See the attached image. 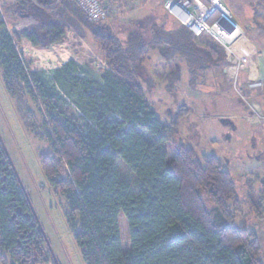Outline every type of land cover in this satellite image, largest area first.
Here are the masks:
<instances>
[{
	"label": "trees",
	"instance_id": "16d2710c",
	"mask_svg": "<svg viewBox=\"0 0 264 264\" xmlns=\"http://www.w3.org/2000/svg\"><path fill=\"white\" fill-rule=\"evenodd\" d=\"M12 11L20 17L17 7ZM72 20L92 33L104 54L108 69L99 80L80 76L73 61L51 77L29 72L1 18L0 72L24 129L48 147L39 153V163L48 185L64 198V218L84 263L263 264L255 231L235 221L245 204L264 220V179L247 180L251 192L241 199L216 155H198L185 146L169 155L187 111L160 117L138 84L145 77L141 63L148 48L158 49L168 62L179 55L189 63L202 52L215 57L218 49L183 26L155 28L146 36L131 30L123 41L110 25H101L107 19L90 21L73 0L36 12L15 36L36 48L59 44ZM68 85L78 92L73 104L79 116L65 101L73 98ZM9 159L0 142V264H40L46 261L47 241ZM119 160L135 176L134 186L121 177ZM254 183L261 189L254 190ZM120 214L128 227L127 250Z\"/></svg>",
	"mask_w": 264,
	"mask_h": 264
},
{
	"label": "rangeland",
	"instance_id": "374dc122",
	"mask_svg": "<svg viewBox=\"0 0 264 264\" xmlns=\"http://www.w3.org/2000/svg\"><path fill=\"white\" fill-rule=\"evenodd\" d=\"M125 1L127 5L121 7L120 4ZM223 2L231 14L233 10L238 12L243 21H248L256 27L255 30L245 29V37L255 40L259 35V0H223ZM103 4L108 10V18L101 25H110L111 32L123 41L131 30L139 31L146 36L155 28L175 30L181 27L177 18L166 13L158 0L114 2L104 0ZM13 8L15 6L6 4L2 10L9 25L18 19V15L12 11ZM203 41L206 45L218 49L217 56L209 57L207 53L202 52V57L192 56L190 58L192 62L189 63L185 58L175 55L172 61L168 62L161 58L158 49L148 48V58L141 63L145 69V77L143 80H138V84L149 105L160 117L166 118L178 110L187 111L177 136L168 145L169 155L179 146L191 147L198 155L201 153L216 155L232 175L239 197L244 198L245 193L242 190L244 186L238 175L257 172L256 168L259 169L257 167L259 146L255 149L252 145V141L256 138L259 142V132L252 130L243 121L214 116L243 110L236 90L246 101L249 97L242 91L241 80L237 78L238 72L234 64L227 61L224 50L213 39L205 37ZM33 48L37 51L26 47L22 52L29 72L42 71L51 77L54 70L60 69L68 61H73L81 71L80 76L99 80L102 72L108 69L104 54L92 33L76 20H72V24L65 27L63 42L43 48L34 46ZM249 53L240 56L243 62L239 67H242L240 73L248 68L245 63ZM70 89L73 98L65 96V101L68 102L73 114L79 116L80 112L73 104L78 92L68 85V91ZM209 114L212 117H206ZM251 121H256V118L252 117ZM0 137L48 243V245L44 243L43 246L46 261L40 264H85L64 218V198L48 185L39 163V153L47 150L48 147L46 143L34 138L24 129L14 102L5 91L1 72ZM117 167L121 177L134 186L135 176L120 160L117 162ZM253 176L255 174L248 175L246 183ZM206 201L209 204L207 199ZM245 213L247 207L238 214L235 223L250 229L252 227L248 225L249 220ZM118 225L123 248L127 250L128 227L122 214L119 215ZM258 240L264 249V236L261 233L258 235Z\"/></svg>",
	"mask_w": 264,
	"mask_h": 264
},
{
	"label": "built area",
	"instance_id": "2783aa9c",
	"mask_svg": "<svg viewBox=\"0 0 264 264\" xmlns=\"http://www.w3.org/2000/svg\"><path fill=\"white\" fill-rule=\"evenodd\" d=\"M60 0H54L52 5H45L38 0H0V18L2 19L7 33L12 38L15 47L19 50L22 61L25 65L23 51L26 47L33 50L30 41L22 38L16 39V34L25 30L30 23L26 18L18 17L12 25H9L3 13V6L6 4L15 6L20 14H27L34 18L38 11H45L57 4ZM87 18L92 22H100L108 18V10L100 0H73ZM139 1V0H137ZM162 9L177 18L180 25L188 29L195 37L207 36L213 39L225 52L226 59L234 64L238 71L242 57L234 56V43L238 39H243L245 29L235 21L230 10L226 7L223 0H158ZM19 16V15H18ZM238 32L235 39H228L231 34ZM232 53V57L229 55ZM26 67V65H25ZM237 95L243 100L251 114L256 118H261V114L256 107L246 101L236 90Z\"/></svg>",
	"mask_w": 264,
	"mask_h": 264
},
{
	"label": "crops",
	"instance_id": "0c3cea01",
	"mask_svg": "<svg viewBox=\"0 0 264 264\" xmlns=\"http://www.w3.org/2000/svg\"><path fill=\"white\" fill-rule=\"evenodd\" d=\"M232 17L233 18L235 17L234 18L235 21L239 23L244 29H252V30L256 29V27H254V25L251 24L250 22L243 21L239 13L235 12L234 10ZM259 21H260L259 35H257V38H255V40H251V39H247L244 36V38L236 44V51L238 52L239 56L246 55L247 53L250 52L249 58L245 63V66L248 65V68L245 71H243V73H240L242 72V67L239 68V70L237 71L238 72L237 78L241 80V89L249 97L248 101L253 103V105L256 107L258 112L260 111L259 113L261 114V118L255 117L256 121H251V118L254 116L251 114V112L246 107V105H244L243 100L238 95L237 97L241 102V104L243 105V110L241 112H230L228 114L214 115V116L227 117L235 121L237 120L243 121L244 124H246L252 130L259 132V142L257 138L255 139V141H252V145H254L255 149L257 146H259V156H258L259 166H257L259 167V169L256 168L257 172L252 171V172H246L245 174L241 173L238 175L241 178L242 185L244 186V189L242 190H244L245 193L244 198L240 197L241 199H245V197L250 192V188L247 187L246 184V179L248 178V175L255 174L258 177L264 179V0H259ZM242 43L243 45H241ZM250 78H252L253 81L250 80ZM251 90H255V91H251ZM206 117H212V115L209 114L206 115ZM256 151L258 153V149ZM253 188L254 190L258 191L261 189V185L259 183H254ZM246 207H247V213L245 214L247 216V220H249L248 225L252 227L250 229L255 231L257 237L259 233H261L264 236V220H259L253 217L250 214L248 206L246 204L243 206L242 209L244 210ZM261 251H262L261 252L262 262L264 264V249L262 246H261Z\"/></svg>",
	"mask_w": 264,
	"mask_h": 264
},
{
	"label": "water",
	"instance_id": "95a60500",
	"mask_svg": "<svg viewBox=\"0 0 264 264\" xmlns=\"http://www.w3.org/2000/svg\"><path fill=\"white\" fill-rule=\"evenodd\" d=\"M20 17H21V18H26L27 21H28V23H30V24L34 21V18L29 17V15H27V14H20ZM250 80L253 81L252 78H250ZM0 142H1V144H2V146H3V148H4V150H5L6 154L8 155V153H7L6 149H5V146H4V144H3V141H2V139H1V137H0ZM9 160H10V159H9ZM12 165H13V164H12ZM14 170H15V169H14ZM15 174H16V176H17V179H18V181H19L21 187H23L22 184H21V181H20V179H19V177H18V175H17V173H16V171H15ZM31 208H32V206H31ZM32 210H33V208H32ZM33 213H34V215H35L34 210H33ZM35 218H36V222H37L38 230H39L40 232L43 233V229H42V227H41V225H40V223H39V221H38L36 215H35Z\"/></svg>",
	"mask_w": 264,
	"mask_h": 264
},
{
	"label": "bare ground",
	"instance_id": "6f19581e",
	"mask_svg": "<svg viewBox=\"0 0 264 264\" xmlns=\"http://www.w3.org/2000/svg\"><path fill=\"white\" fill-rule=\"evenodd\" d=\"M237 33H238V32L234 31V32L231 34V36L228 37V39H235L236 37H238V36H236ZM240 40H242V39H238L237 41H235V43H234V48H235V49H234V51H232V53L234 54V56H236V57L239 58V59H240V56H239L238 52L236 51V44H237ZM232 53L229 54L231 57L233 56Z\"/></svg>",
	"mask_w": 264,
	"mask_h": 264
}]
</instances>
